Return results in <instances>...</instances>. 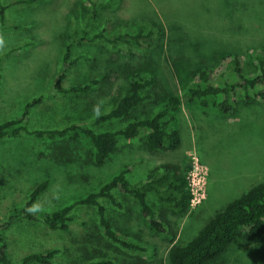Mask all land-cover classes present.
<instances>
[{
	"label": "rangeland",
	"instance_id": "obj_1",
	"mask_svg": "<svg viewBox=\"0 0 264 264\" xmlns=\"http://www.w3.org/2000/svg\"><path fill=\"white\" fill-rule=\"evenodd\" d=\"M15 1L3 0L6 5ZM89 13L86 0H37L9 8L0 32V123L20 118L25 104L40 96L42 100L29 109L28 129H60L79 122L96 132L117 129L128 121L152 117L169 96L194 85L201 69H211L217 84L221 73L234 79L233 71L225 72L223 57L237 54L247 75L257 72L255 53L264 54V0H116L115 6L99 10L93 19ZM142 22L152 33L134 41L130 35L140 31ZM118 35V42H109ZM66 48L68 67L63 62ZM135 74L154 78L143 91L147 98L126 118L93 122L127 92ZM89 83L83 93L62 92ZM230 101L233 110L221 113L211 103L201 107L184 99L170 124L179 131L178 148L149 151L145 146L149 129L144 128L136 138L120 139L100 166L94 162L92 142L80 131L54 138L22 131L17 137L0 138L3 225L43 181L47 186L32 204L38 219L97 191L125 168L132 184L166 163L179 165L185 178L197 165L202 177L201 201L183 214H171L153 194L147 195L164 230H156L142 217L132 196H117L121 208L102 199L112 227L137 248L109 239L101 230L96 208L80 206L66 230L52 229L21 213L0 230L9 258L15 263L25 255L56 249L51 264L102 259L115 264H169L172 245L187 243L228 202L264 182V100L246 104L236 96ZM199 125L202 158L193 147L200 137ZM208 264H264V239L241 236Z\"/></svg>",
	"mask_w": 264,
	"mask_h": 264
},
{
	"label": "trees",
	"instance_id": "obj_2",
	"mask_svg": "<svg viewBox=\"0 0 264 264\" xmlns=\"http://www.w3.org/2000/svg\"><path fill=\"white\" fill-rule=\"evenodd\" d=\"M37 0H16L12 5L4 4L0 0V32L5 27L6 18L9 16V8L13 6H26L35 3ZM90 8V19L97 16L99 10H107L115 6L116 0H86ZM11 18L14 17L11 15ZM16 18V17H14ZM146 22L140 23V31L135 35H130L135 41L141 36L150 37L152 31L148 29ZM144 33V34H143ZM101 35V33H99ZM98 36V35H96ZM120 36L109 40L116 43ZM19 48H12L11 51ZM69 59V48H66L64 54V65L68 67L71 62ZM257 66V72L254 74H244L240 58L237 54L225 56L222 62L225 64V72L232 71L235 78L229 80L224 78L221 73L220 84L214 83L212 70L204 68L199 70L197 82L187 87L180 95H171L168 97L165 107L156 112L148 119H134L128 121L120 128L96 132L90 128L84 127L79 123H71L62 128L52 129H28L26 127V118L29 109L39 103L42 97L32 98L24 106L20 118L8 120L0 123V138L17 137L23 131L35 137H62L69 131L77 133L80 131L90 139L94 147V162L96 165H102L113 153L120 139L136 138L142 129L147 128L149 132L146 137L145 146L149 151L158 149L174 150L179 147L181 138L179 131L170 126L174 120L173 112L177 111L182 101L190 103L196 101L200 106L206 107L210 103L221 113H227L233 110L230 98L240 96L242 101L248 104L254 99L264 100V54L257 52L253 56ZM1 60V57H0ZM60 74L54 84L57 85L63 77ZM232 76V75H231ZM154 82L153 77H142L138 74L132 75L129 79L128 90L123 94L113 106L104 114H98L93 122L105 121L112 118L122 119L129 116L130 111L141 101L147 98L143 91ZM90 86L89 84L74 85L63 89V93H83ZM127 169L113 176L106 183L94 192L62 206L56 210L44 213L39 219L32 213V204L37 196L46 188L47 181H43L35 186L28 194L23 208L11 211L7 221L0 224V230L10 225L21 213H25L26 219H37L48 227L56 230H66L69 223L74 219V211L80 206L95 207L98 216V222L105 236L114 242L128 248H137L132 242L123 238L119 231L112 227L107 218V211L102 204V199L118 208L122 203L117 196L127 194L135 198L138 204L139 212L148 223L156 230H164L163 224L158 219L155 211L147 200L149 193L153 194L157 202L166 211L173 215L183 214L189 208L190 192L188 189L185 172L179 165L166 163L152 168L144 179L136 183H130L126 177ZM4 228V229H5ZM245 236L250 238L264 239V182H259L243 192L237 198L228 202L220 211L211 217L198 233L185 244H174L168 251L169 264H208L217 259L237 238ZM57 252L56 249L46 251V253L28 254L21 258L19 262H13L7 252L6 243L0 233V264H51L50 258ZM87 264H115L111 260L89 261Z\"/></svg>",
	"mask_w": 264,
	"mask_h": 264
},
{
	"label": "built area",
	"instance_id": "obj_3",
	"mask_svg": "<svg viewBox=\"0 0 264 264\" xmlns=\"http://www.w3.org/2000/svg\"><path fill=\"white\" fill-rule=\"evenodd\" d=\"M201 180V174L199 171H197V165H195L186 175V181L190 192L189 206L199 204L203 197Z\"/></svg>",
	"mask_w": 264,
	"mask_h": 264
},
{
	"label": "crops",
	"instance_id": "obj_4",
	"mask_svg": "<svg viewBox=\"0 0 264 264\" xmlns=\"http://www.w3.org/2000/svg\"><path fill=\"white\" fill-rule=\"evenodd\" d=\"M202 107V106H201ZM201 121V120H200ZM199 120H198V122H200ZM194 129V128H193ZM196 129H197V131H196V135H197V137L198 136H200L199 137V139H198V141L196 142L195 141V146H193V147H195V149H197V151H199V155H200V157L202 158V125H199V126H196ZM195 133L193 132V137H195V135H194Z\"/></svg>",
	"mask_w": 264,
	"mask_h": 264
}]
</instances>
